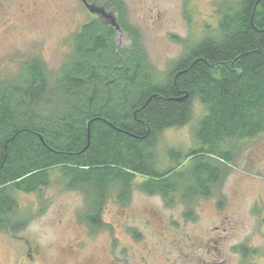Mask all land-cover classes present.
I'll use <instances>...</instances> for the list:
<instances>
[{
  "label": "trees",
  "instance_id": "16d2710c",
  "mask_svg": "<svg viewBox=\"0 0 264 264\" xmlns=\"http://www.w3.org/2000/svg\"><path fill=\"white\" fill-rule=\"evenodd\" d=\"M103 1L129 35L128 49H118L114 27L97 18L73 36L55 76L30 60L16 77L0 80V232L9 236L28 224L15 194H39L54 170L63 189L84 196L78 220L94 233L112 194L121 205L133 188L168 206L210 198L234 147L264 132V0L218 2L211 33L161 77L127 26L124 4ZM194 103L204 110L196 148L183 157L169 151L173 166L159 169V135L186 126Z\"/></svg>",
  "mask_w": 264,
  "mask_h": 264
},
{
  "label": "rangeland",
  "instance_id": "374dc122",
  "mask_svg": "<svg viewBox=\"0 0 264 264\" xmlns=\"http://www.w3.org/2000/svg\"><path fill=\"white\" fill-rule=\"evenodd\" d=\"M119 1L127 26L137 32L150 66L161 77L185 48L211 33L221 0ZM89 5L116 19L105 1ZM97 17L80 0H0V80L13 79L30 60L55 76L72 52L73 36ZM114 41L118 49L131 43L121 30ZM203 115L194 103L186 126L159 135V169L173 166L169 151L183 157L196 148L195 128ZM225 168L210 198L189 203L168 206L160 196L136 188L125 205L109 195L102 228L94 233L78 220L86 209L84 196L63 189L54 170L39 194H15L18 214L28 224L14 237L0 232V264H264V132L239 142Z\"/></svg>",
  "mask_w": 264,
  "mask_h": 264
},
{
  "label": "water",
  "instance_id": "95a60500",
  "mask_svg": "<svg viewBox=\"0 0 264 264\" xmlns=\"http://www.w3.org/2000/svg\"><path fill=\"white\" fill-rule=\"evenodd\" d=\"M80 1H81L82 4L86 7V9L88 10V12H90L91 14L98 15V16H100L101 18L103 17L106 21L111 22L110 25H111L112 27H115V30H116V31H117V30L120 31L119 27L114 23L115 20H114L113 17H111V15L101 13L102 11H101L100 9H99V11H98V9H95L94 6L89 5V4L86 2V0H80Z\"/></svg>",
  "mask_w": 264,
  "mask_h": 264
},
{
  "label": "flooded vegetation",
  "instance_id": "af4514ba",
  "mask_svg": "<svg viewBox=\"0 0 264 264\" xmlns=\"http://www.w3.org/2000/svg\"><path fill=\"white\" fill-rule=\"evenodd\" d=\"M87 2V1H86ZM89 4V3H88ZM94 6V5H93Z\"/></svg>",
  "mask_w": 264,
  "mask_h": 264
}]
</instances>
